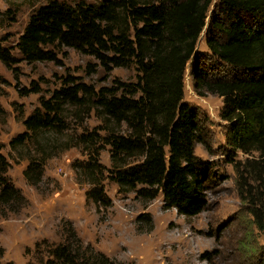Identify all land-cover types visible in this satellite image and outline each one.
<instances>
[{
  "label": "trees",
  "instance_id": "trees-1",
  "mask_svg": "<svg viewBox=\"0 0 264 264\" xmlns=\"http://www.w3.org/2000/svg\"><path fill=\"white\" fill-rule=\"evenodd\" d=\"M211 1L103 0L97 5L83 1L71 5L49 0L38 7L15 43L19 56L0 46V62L15 78L19 62H56L57 50L70 48L92 57L105 72L133 64L136 80H116L96 89L75 77H63L60 86L47 98L40 96L39 107L22 118L25 130L10 139L11 149L23 148L46 131L63 136L66 106L93 110L101 126L66 136V147L81 146L87 153V160L75 168L87 176L88 199L96 206L110 204L102 186L106 171L119 191H132L144 201L160 193L165 208L185 217L199 214L207 202L208 166L194 154L195 144L202 142L197 114L181 101L185 64L205 26ZM205 42L219 60L246 72L232 79L206 80L199 69L196 76L201 86L223 97L226 106L220 117L229 124V145L264 157V0H217ZM0 83L6 81L0 77ZM30 85L19 88V95L39 92L37 84ZM102 145L109 147V168L98 160ZM47 157L42 148L27 154L23 175L29 184L41 180ZM8 167L0 154L3 216L27 204L6 178ZM251 180L257 184L254 201L250 198L251 213L264 233V178L258 175ZM69 225L66 241L35 243L36 254L49 247L43 264H113L90 246L86 251ZM2 252L0 248V258Z\"/></svg>",
  "mask_w": 264,
  "mask_h": 264
},
{
  "label": "rangeland",
  "instance_id": "rangeland-1",
  "mask_svg": "<svg viewBox=\"0 0 264 264\" xmlns=\"http://www.w3.org/2000/svg\"><path fill=\"white\" fill-rule=\"evenodd\" d=\"M47 1L0 0V46L11 48L12 54L18 57L14 48L18 36L30 14ZM58 1L97 5L103 0ZM216 3L217 0L210 3L205 26L183 75L181 102L196 112L201 129L202 142L195 144L194 154L208 166L207 202L193 217L165 208L160 193L144 201L132 191H119L117 184L106 177V171L102 186L110 204L96 206L87 198L86 192L90 189L87 176L75 168L87 160V153L81 146L66 147V136L101 126L93 110L66 106L63 136L46 131L23 148L13 150L9 146L10 139L25 130L22 118L39 107V97L47 98L60 86L63 77H75L97 89L110 86L116 80L135 81L137 71L133 64L105 72L92 57L60 48L56 62H19L15 78L0 62V77L6 81L0 83L3 110L0 112V154L9 164L6 178L27 200L19 211L5 216L0 208V248L3 250L0 264H43L50 255L49 247H42L36 254L35 243L66 241L67 223L86 251L90 246L113 264H264V233L254 224L251 213L254 204L250 200L254 201L257 191V184L251 178L258 175L264 178V157L255 151L243 153L229 145V124L220 117L226 106L223 97L201 86L196 79L199 69L203 70L206 80L232 79L246 73L219 60L206 45L205 36ZM89 65L93 70H89ZM31 82L38 85L39 92L19 95L18 89L28 88ZM102 146L98 160L109 168V147ZM39 148L48 157L41 180L32 185L25 180L23 171L28 164L27 154L34 155ZM77 172L79 175L75 176ZM248 191L251 196L247 195ZM142 215L148 216L147 221Z\"/></svg>",
  "mask_w": 264,
  "mask_h": 264
}]
</instances>
